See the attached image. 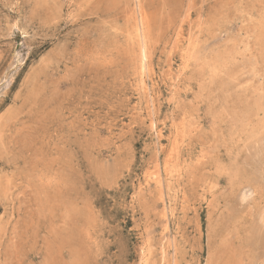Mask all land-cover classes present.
<instances>
[{
	"label": "rangeland",
	"instance_id": "374dc122",
	"mask_svg": "<svg viewBox=\"0 0 264 264\" xmlns=\"http://www.w3.org/2000/svg\"><path fill=\"white\" fill-rule=\"evenodd\" d=\"M0 264H264V0H0Z\"/></svg>",
	"mask_w": 264,
	"mask_h": 264
},
{
	"label": "bare ground",
	"instance_id": "6f19581e",
	"mask_svg": "<svg viewBox=\"0 0 264 264\" xmlns=\"http://www.w3.org/2000/svg\"><path fill=\"white\" fill-rule=\"evenodd\" d=\"M139 15H140V13H139ZM140 21V20H139ZM180 24V23H179ZM145 26V25H144ZM139 30V29H138ZM139 32H140V30H139ZM141 36V35H140ZM143 39V38H142ZM172 41V40H171ZM176 41V40H175ZM140 42H142L141 40H140ZM148 47V46H147ZM140 48V47H139ZM143 53L145 52L144 50L142 51ZM146 54V53H145ZM145 54H143V57H145L146 55ZM142 57V56H141ZM145 69V68H144Z\"/></svg>",
	"mask_w": 264,
	"mask_h": 264
}]
</instances>
